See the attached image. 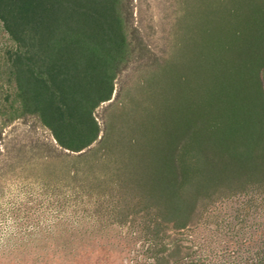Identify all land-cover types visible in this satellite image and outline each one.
Instances as JSON below:
<instances>
[{"label":"trees","instance_id":"obj_1","mask_svg":"<svg viewBox=\"0 0 264 264\" xmlns=\"http://www.w3.org/2000/svg\"><path fill=\"white\" fill-rule=\"evenodd\" d=\"M133 1L0 0L13 43L3 53L0 144L14 122L45 130L32 148L50 175L65 172L83 205L95 199L130 224L141 216L160 241L166 229H192L214 201L264 196V0L187 7L175 59L163 61L140 36ZM137 66L159 77L145 80L149 115L103 127L96 110ZM246 242L257 251L244 264H264V232ZM171 249L170 264H205L179 255L177 238ZM164 253L154 264H168Z\"/></svg>","mask_w":264,"mask_h":264},{"label":"rangeland","instance_id":"obj_2","mask_svg":"<svg viewBox=\"0 0 264 264\" xmlns=\"http://www.w3.org/2000/svg\"><path fill=\"white\" fill-rule=\"evenodd\" d=\"M222 1L134 0L135 24L160 61L174 60L180 43L179 19L184 24L191 22L187 7L200 3L206 9V5L216 7ZM12 45L0 23V86L3 53ZM150 75L137 66L119 78L112 99L96 110L103 127L106 121L119 123L129 113L135 118L149 115L146 107L154 102H148L145 80L159 81ZM7 88L0 87V93ZM132 98L139 100L136 109ZM47 136L45 130L20 122L4 129L0 144V264H154L161 249L170 264L178 257L172 254L174 238L182 247L179 255L205 264H244L257 251L246 240H256L264 232V196L250 191L214 201L192 229L183 233L166 229L160 233L164 239L154 241L145 232L141 216L130 224L114 218L106 209L109 206H100L95 199L86 198L83 205L75 198L74 184L68 183L65 172L50 175L45 160L32 148L35 141ZM19 147L24 148L23 153L16 152Z\"/></svg>","mask_w":264,"mask_h":264}]
</instances>
